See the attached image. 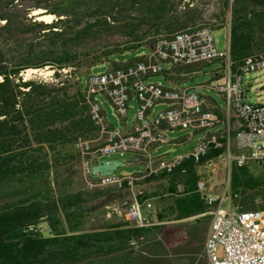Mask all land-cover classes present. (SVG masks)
I'll use <instances>...</instances> for the list:
<instances>
[{
    "label": "trees",
    "instance_id": "16d2710c",
    "mask_svg": "<svg viewBox=\"0 0 264 264\" xmlns=\"http://www.w3.org/2000/svg\"><path fill=\"white\" fill-rule=\"evenodd\" d=\"M178 6L176 0H0V264H198L201 245L205 253L203 220L210 216L192 223L185 232L190 249L172 257L166 242L183 226L141 228L125 217L103 218L129 192L86 190L76 148L80 138L97 137L85 83L94 68L131 65L143 56L126 57L148 48L150 38L199 24H180ZM37 11L52 21L39 20ZM235 32L234 26L231 54L238 67L248 42ZM46 68L52 81L24 75ZM221 154L211 151L149 179L172 176L183 184L175 220L208 212L196 167ZM230 176L234 206L264 210L262 169L234 165ZM42 224L48 229L27 230Z\"/></svg>",
    "mask_w": 264,
    "mask_h": 264
},
{
    "label": "built area",
    "instance_id": "2783aa9c",
    "mask_svg": "<svg viewBox=\"0 0 264 264\" xmlns=\"http://www.w3.org/2000/svg\"><path fill=\"white\" fill-rule=\"evenodd\" d=\"M215 22L199 23L172 34L150 38L149 52L128 66L89 75L86 81V97L89 116L97 130L91 140L80 138L76 148L81 153V181L86 190L105 187L127 188L133 192L136 182L163 173H172L187 160L199 161L214 150H221L218 160L232 170L234 165L254 164L264 172V103L252 104L247 100L244 77L264 70V52L247 57L238 67L229 50H218L213 34ZM219 62L216 77L196 86L166 87L150 82L148 78L171 69L202 63ZM169 69V70H171ZM222 97L217 109L208 106L206 93ZM105 96L115 115L127 121L137 102L133 127L130 131L113 126L98 96ZM158 107L161 109L158 110ZM190 130L199 134L193 151L173 159L165 155L155 156L154 150L180 140H173L168 132ZM131 152L142 157L146 170L132 176L101 175L93 171L100 158L113 153ZM228 186L217 198L199 192L208 208L211 225L206 239L205 253L209 264H264V210L241 211L233 206L225 208L230 197ZM123 203L107 206L102 214L105 219L120 216L136 227H152L155 221L145 212H151L152 204L141 201L137 194ZM45 231L46 224L28 231Z\"/></svg>",
    "mask_w": 264,
    "mask_h": 264
},
{
    "label": "crops",
    "instance_id": "0c3cea01",
    "mask_svg": "<svg viewBox=\"0 0 264 264\" xmlns=\"http://www.w3.org/2000/svg\"><path fill=\"white\" fill-rule=\"evenodd\" d=\"M176 3L179 5V18L182 21L180 24L186 25L189 23V25H191L193 23H211L214 21V30L225 29L227 32V47L225 50L230 51L231 57L234 26L236 27V36H241V40L248 42L246 47L242 49L241 53L238 55L251 57L264 52V0H176ZM193 13L196 14L194 15ZM186 19L188 20L186 21ZM149 47L142 49L141 52L138 53L140 54L138 56L142 57L146 55L149 52ZM196 66L197 65L182 66L167 70V72L164 73V79L168 83L166 87L187 86L184 85L187 82L188 77L186 72L193 70ZM216 71L217 69L213 72L212 79L216 77ZM152 77L155 76L149 77L148 81L154 82L151 80ZM248 86L246 87V92H248ZM205 93L208 106L211 109H217L223 101L222 97L218 95L220 98V100H218L213 94H211L212 96L208 95L212 92ZM98 98L99 96L97 99ZM132 103H136V106L134 107L136 110V100L132 99L131 105ZM120 121L122 123V128L127 131L132 129L134 118L132 121H129L128 119L127 121ZM133 156H135V154H133ZM140 162L137 161L131 163ZM145 170L143 172H145ZM196 172L199 175L198 167H196ZM150 178L136 182L133 192L137 194L138 197L144 196L145 198L142 201H147L152 204L151 212L146 211L145 213L155 221V224L165 223L169 227L180 225L183 226L181 229L186 232V230H191L192 223L198 222L201 217L208 216L205 213L188 219L175 220L177 214L175 213V201L176 198L183 195V184L178 180L173 179L172 176H166L165 178L159 180H149ZM200 183L201 181L198 182L197 188H199ZM197 191L199 192L198 189ZM127 192H129V194L125 202L132 197L133 193L130 189H127ZM191 192V190H187L184 194L188 195ZM230 199L232 201V205L234 206L232 196ZM117 217L119 218L120 216ZM158 217L162 218L163 222H160L157 219Z\"/></svg>",
    "mask_w": 264,
    "mask_h": 264
},
{
    "label": "rangeland",
    "instance_id": "374dc122",
    "mask_svg": "<svg viewBox=\"0 0 264 264\" xmlns=\"http://www.w3.org/2000/svg\"><path fill=\"white\" fill-rule=\"evenodd\" d=\"M209 2V1H206ZM52 19L49 21L51 22ZM216 45L218 50H225L227 47V32L225 29L220 30H214L213 31ZM148 50V49H147ZM138 54L132 53L129 54V56L126 57L124 61H127L129 58L137 57ZM220 63L215 61L212 63H202L198 64L196 68H194L191 71L186 72L187 73V82L184 85L187 86H196V85H202L210 80H212L213 72L219 68ZM171 65H165V69L169 70L171 69ZM108 69H112V65H106L102 68H94L92 74L100 73L103 71H106ZM68 73L67 70L64 71V74ZM26 78L35 77L38 79H44V80H53V72L48 70V68L44 70H28L25 74ZM151 80L157 83H161L164 86H167L168 83L164 79V74L156 75L155 77H152ZM245 80V86L248 85V92H246L247 100L252 104H259L264 103V70L259 72H254L248 76L244 77ZM204 91V90H203ZM207 92V91H204ZM213 94L215 98L220 100L219 96L215 93H210L208 95L212 96ZM99 101L103 103L104 109L106 111V114L108 116L109 122L115 126V127H122V123L120 119L115 115L114 110L112 108V105L110 104L109 100L103 96H99ZM133 105V106H132ZM133 109L130 110L128 120L132 121L135 116V106L136 103H132ZM161 109V107H158V110ZM192 134L190 130H181V131H174V132H168V135L173 140H180L179 145H174L173 143L161 146L154 150L155 156L165 155L167 159H173L180 156H184L185 154L193 151V149L196 147L199 137V134L193 135L191 139H189V136ZM133 157V153L126 152V153H113L108 156L100 158V162L104 160H114L119 159L125 162L124 165L120 166L116 172L115 175L117 176H132L134 174L142 173L146 169V165L143 162L140 163H131L128 162L130 158ZM199 175L201 178V183H204L205 190L204 192L210 195H213L217 198H219L223 191L225 190V187L228 186L227 193L229 197L231 198V185H230V175L231 171L229 172V169L222 163L220 160H213L207 164H204L202 166L198 167ZM260 199L256 201V203H260ZM225 208L231 210L233 209L232 201H227L225 204ZM211 217L210 219H204L203 225L206 226L207 232H206V239L210 230L211 225ZM177 228V227H176ZM191 242L188 239L187 233L185 231L177 232L173 238L170 237L169 240L166 242V248L170 254H172V257L178 256V254L182 250H187L189 248V244ZM194 250V249H193ZM204 249L199 247L196 252H198V264H202L204 262L208 263V260L206 258L205 253L201 255L200 252H202ZM204 252V251H203ZM209 264V263H208Z\"/></svg>",
    "mask_w": 264,
    "mask_h": 264
},
{
    "label": "water",
    "instance_id": "95a60500",
    "mask_svg": "<svg viewBox=\"0 0 264 264\" xmlns=\"http://www.w3.org/2000/svg\"><path fill=\"white\" fill-rule=\"evenodd\" d=\"M40 13H42L41 11H37V13H35V16H38ZM42 17L38 16V19L41 20ZM142 157L140 155H135L132 158H130L128 160V162H137V161H141ZM125 162L119 159H114V160H104L100 163H95L93 165V171L95 173H99L101 175H113L115 174L116 170L124 165ZM127 205V202H124L122 204L123 207H125Z\"/></svg>",
    "mask_w": 264,
    "mask_h": 264
},
{
    "label": "bare ground",
    "instance_id": "6f19581e",
    "mask_svg": "<svg viewBox=\"0 0 264 264\" xmlns=\"http://www.w3.org/2000/svg\"><path fill=\"white\" fill-rule=\"evenodd\" d=\"M35 13H37V12H35ZM41 19H43V20H45V21H47V22H49L51 19H53V16H43Z\"/></svg>",
    "mask_w": 264,
    "mask_h": 264
}]
</instances>
